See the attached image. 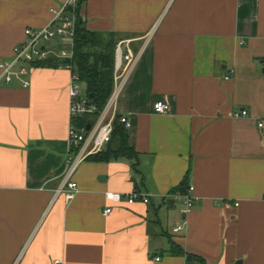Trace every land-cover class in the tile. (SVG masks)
Returning <instances> with one entry per match:
<instances>
[{
	"label": "crops",
	"instance_id": "0c3cea01",
	"mask_svg": "<svg viewBox=\"0 0 264 264\" xmlns=\"http://www.w3.org/2000/svg\"><path fill=\"white\" fill-rule=\"evenodd\" d=\"M69 1L0 0V60ZM81 14L140 52L115 107L136 155L68 176L71 71L28 65L25 87L0 70V264H264V0H87Z\"/></svg>",
	"mask_w": 264,
	"mask_h": 264
},
{
	"label": "built area",
	"instance_id": "2783aa9c",
	"mask_svg": "<svg viewBox=\"0 0 264 264\" xmlns=\"http://www.w3.org/2000/svg\"><path fill=\"white\" fill-rule=\"evenodd\" d=\"M77 0H71L59 9H52L53 19L50 24L41 27H28L25 30V40L14 48V55L10 61L0 60L1 76L6 82L19 80L25 87L30 85V67L43 61L54 60L60 62L59 67L71 71V83L69 86V128L68 141L70 150L68 154V176H71L81 162L90 156L97 154L108 145L112 139L115 123L118 121L125 127L131 126L127 115L120 114L116 102L120 96L123 85L137 63L140 52L135 53L133 49L124 50L123 42H119L115 49L114 63V87L104 107L100 110L90 99L87 93H83L84 82L78 72L73 70L72 60L74 57L75 37L77 27V16L75 13ZM72 12V15L69 14ZM227 78H229L227 76ZM157 113H168L170 106L164 101H158L154 105ZM243 110L237 114L246 116ZM90 125V128H88ZM260 126L263 123L259 124ZM66 197L72 199L79 192L75 181L70 180L65 185ZM194 187L180 195L184 208L183 214L187 216L195 203L199 200L193 193ZM108 200L121 203L124 198L128 203L136 201L150 202V196L146 193L133 191L123 195L119 192L108 191ZM111 208H106L104 214H109ZM186 222L177 225L175 232L184 229ZM54 264H62L57 259Z\"/></svg>",
	"mask_w": 264,
	"mask_h": 264
},
{
	"label": "trees",
	"instance_id": "16d2710c",
	"mask_svg": "<svg viewBox=\"0 0 264 264\" xmlns=\"http://www.w3.org/2000/svg\"><path fill=\"white\" fill-rule=\"evenodd\" d=\"M87 0H77L76 16L77 27L75 37L73 70L78 72L85 84V90L90 99L102 109L110 97L114 87V63L116 40L113 35L105 36L102 33L88 29L81 14L82 7ZM36 63L39 65H53L59 67L60 62ZM136 155L130 146L128 133L125 126L118 121L115 123L111 141L105 150L90 156L93 161H108L112 158L126 156L132 158ZM185 182L181 185L183 191ZM188 260H193V255L187 254Z\"/></svg>",
	"mask_w": 264,
	"mask_h": 264
},
{
	"label": "water",
	"instance_id": "95a60500",
	"mask_svg": "<svg viewBox=\"0 0 264 264\" xmlns=\"http://www.w3.org/2000/svg\"><path fill=\"white\" fill-rule=\"evenodd\" d=\"M88 128H90V125H88ZM236 264H241V261L237 262Z\"/></svg>",
	"mask_w": 264,
	"mask_h": 264
},
{
	"label": "rangeland",
	"instance_id": "374dc122",
	"mask_svg": "<svg viewBox=\"0 0 264 264\" xmlns=\"http://www.w3.org/2000/svg\"><path fill=\"white\" fill-rule=\"evenodd\" d=\"M116 49V48H115ZM82 88H83V93H85V91H84V86H82Z\"/></svg>",
	"mask_w": 264,
	"mask_h": 264
}]
</instances>
